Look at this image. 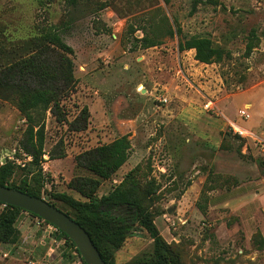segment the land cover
Here are the masks:
<instances>
[{"label": "rangeland", "instance_id": "obj_1", "mask_svg": "<svg viewBox=\"0 0 264 264\" xmlns=\"http://www.w3.org/2000/svg\"><path fill=\"white\" fill-rule=\"evenodd\" d=\"M51 30L69 52L51 43ZM194 35L228 55L206 64L178 49ZM144 36L159 44L142 47ZM39 89L56 97L34 114L44 135L37 165L22 149L18 106ZM122 135L128 157L99 179L98 196L130 172L180 264H264V0H0V165L16 164L9 182L30 181L43 199L84 200L71 181L94 175L77 157ZM132 219L113 264L151 255L152 238ZM15 229L0 264H82L62 233L51 234L56 245L45 240L29 212Z\"/></svg>", "mask_w": 264, "mask_h": 264}, {"label": "trees", "instance_id": "obj_2", "mask_svg": "<svg viewBox=\"0 0 264 264\" xmlns=\"http://www.w3.org/2000/svg\"><path fill=\"white\" fill-rule=\"evenodd\" d=\"M68 1L71 5H75L78 0ZM165 32L168 35L174 33L170 27L165 29ZM47 36L53 45L60 47L62 50L70 51V48L62 43L56 31H49ZM141 42L144 48L159 44L157 40L147 36L142 37ZM177 47L179 50L193 49L195 60L206 64L220 62L223 57L228 55L222 48L215 46L207 36H190L178 41ZM11 69L13 73L18 71L15 66ZM51 97H56L53 91L39 89L23 94L19 102L18 108L23 112L27 121V136L22 144V149L31 155V164L40 165L44 154L42 125L35 121L36 116L34 114H38L39 108L46 110L50 103L55 101ZM86 115L84 108L81 116L85 117ZM35 127L37 128L36 130ZM129 149L130 142L126 135H122L109 143L84 151L77 157V164L94 175V178L82 176L71 181L72 188L84 200L76 199L65 192H52L51 199L44 200L68 214L86 230L106 264L114 263V254L127 237L128 222L126 218L131 215L133 217L132 220L144 228L150 238H152V252L150 257L138 259L129 264H180L175 251L157 230L153 218L144 203L142 191L131 177L130 172L121 183L108 193L100 196L96 194L99 179H108L114 174L125 163ZM15 167L16 164L13 162H5L0 165V185H7L42 198L41 189L35 188V185L30 181L22 180L17 185L9 182V177ZM37 176L39 174L36 173L32 175L31 179L37 182ZM59 204L71 209V213L63 209ZM22 211L25 210L7 204L1 208L0 244L14 239L16 235L15 221ZM121 213L124 216L120 215ZM61 233L75 248L67 235L63 232ZM75 250L82 264H85L78 250L76 248Z\"/></svg>", "mask_w": 264, "mask_h": 264}, {"label": "water", "instance_id": "obj_3", "mask_svg": "<svg viewBox=\"0 0 264 264\" xmlns=\"http://www.w3.org/2000/svg\"><path fill=\"white\" fill-rule=\"evenodd\" d=\"M0 203L19 207L55 225L73 242L85 264H106L86 230L68 214L43 198L0 185Z\"/></svg>", "mask_w": 264, "mask_h": 264}, {"label": "built area", "instance_id": "obj_4", "mask_svg": "<svg viewBox=\"0 0 264 264\" xmlns=\"http://www.w3.org/2000/svg\"><path fill=\"white\" fill-rule=\"evenodd\" d=\"M239 116L242 118V119H246L248 117V114L245 110H241L239 112ZM232 129H233V132L237 133L239 136H244V135H247V131L245 129H243L241 126L239 125H236V124H232ZM6 204L4 203H0V207L3 208ZM34 218V223L36 226L40 227V228H43L44 231L46 232V235L43 236L44 239H48L50 244H57V240L51 236L52 235H55V234H60L61 231L53 224L49 223V222H46L44 221L43 219L37 217V216H33ZM65 238L63 237L62 241L65 242ZM44 241V240H43Z\"/></svg>", "mask_w": 264, "mask_h": 264}, {"label": "crops", "instance_id": "obj_5", "mask_svg": "<svg viewBox=\"0 0 264 264\" xmlns=\"http://www.w3.org/2000/svg\"><path fill=\"white\" fill-rule=\"evenodd\" d=\"M33 221H34V218H33ZM41 243H44V241L43 240H41ZM33 260V259H32Z\"/></svg>", "mask_w": 264, "mask_h": 264}]
</instances>
